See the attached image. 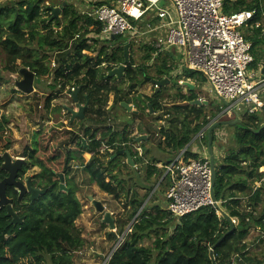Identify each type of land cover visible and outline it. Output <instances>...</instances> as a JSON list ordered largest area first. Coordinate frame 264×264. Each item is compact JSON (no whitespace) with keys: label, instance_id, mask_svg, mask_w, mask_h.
I'll list each match as a JSON object with an SVG mask.
<instances>
[{"label":"trees","instance_id":"1","mask_svg":"<svg viewBox=\"0 0 264 264\" xmlns=\"http://www.w3.org/2000/svg\"><path fill=\"white\" fill-rule=\"evenodd\" d=\"M46 1L34 0V2H29V7L26 10L23 8L20 10L0 9V56L1 52L5 55L3 70L16 73L19 68L28 67L36 73L38 78L42 79L46 75H51V68L44 62L47 58L40 56L37 51L44 49L47 44H50L49 48L51 49L58 47L62 50L67 46V40L69 42V39L78 33L88 32L89 26L95 23L93 19L88 17H83L85 18L83 21L82 15L71 3H67L63 7L65 2L61 4L62 19L51 20V10L45 4ZM114 1L116 0H105L96 5H111ZM41 6L43 7L42 13L47 15L46 18H43V14L40 13ZM242 9H257V15L249 24L254 26L260 13L264 12V0H226L225 13ZM53 24L62 27L61 35H59L60 40L64 42L54 40L49 43L43 31L49 30ZM263 29L262 24L259 27L254 26V35H245L246 39L252 42V51L256 45L264 46ZM97 31L100 32L99 29ZM122 37L116 36L113 42L128 43ZM84 41L81 43L82 46H85ZM34 44L37 45V49L32 47ZM129 44L130 50H132V43ZM124 47V45L117 46L112 55H108L104 48L103 53L109 62L117 66L125 62ZM147 48L148 53L145 55V61L142 64L134 66L137 63L132 56L130 57V63L122 81L125 80L138 87L143 84L142 76L149 75L146 62L150 61L156 51L153 46ZM170 63V61L163 60L157 69L158 76L151 78L162 80L167 76L171 79V72L177 66ZM255 63L256 65L260 63L257 56L251 65L252 69ZM107 68L110 71L114 66L107 65ZM56 71V76L53 73L55 76L53 78L54 86L64 84L66 80L68 82L71 79H76L77 83L75 82L73 87L81 86L82 88L79 94L80 102L83 104L87 99L89 100V107L86 112L88 115L92 106L96 104L98 110H102L100 104L102 96L99 94L110 91L107 84L111 79L106 78L107 74L99 76L97 71L91 70L88 72V76L84 75L77 78V75L81 73L80 68L76 70L72 68L70 73H66L67 70L65 71L61 67ZM184 75L187 78H193L196 76V71L186 67ZM164 91L165 88H161L159 92L151 96L139 94L137 98H132L140 111L139 115H134L138 117L144 111L150 110L149 105H152L154 111H163L165 108L163 103L165 100ZM188 91L190 94H185L179 89L175 95V103L179 99L181 102L188 103L175 107L182 109L190 107L192 113H195L199 120L202 118V107L190 104L198 99L196 90L188 89ZM82 93H84V101L81 99ZM166 111L168 115H175L176 113L177 118L184 117L179 125H176L173 120L174 130L169 131L161 128L165 143L175 156L185 149L196 134L212 119L190 122L188 120L190 114L187 112H172L170 109ZM78 120L81 121L79 118ZM131 122H128L122 133L123 141L118 138L120 134L115 133L109 137L108 144L131 141L127 137V128L130 127ZM8 123L9 119L2 115L0 117V155L8 151L14 142V132ZM262 124H264V112L245 116L241 124L234 126L236 129L233 135L234 146L227 147L223 156L215 154L217 178L214 192L217 201L221 202V207L231 217L238 219V224L235 225L232 232H229V221L220 216L212 206L202 207L179 218L173 216L167 208H162L159 204L150 207L146 205L139 213L138 219L136 218L127 239L117 247L107 264H264V260L258 261L247 252L249 248L247 240L251 231L258 227L264 231V204L261 211L255 214L244 205L242 198L251 194L252 187L248 186L249 180L253 183L262 181L261 187L249 197V201L252 203L250 205L256 210L259 207L258 201L264 190V173L260 172V169L264 167V128L260 130ZM80 127L77 126L76 129ZM215 130L212 132L214 153L217 149L221 151L223 146V139L216 135ZM90 133V129L85 131V135ZM107 135L108 133H104L105 138ZM205 139L207 142L208 135ZM102 144V140L93 139L90 147L86 148L83 138L75 134L73 130L55 124H48L37 132L33 147H26L24 156L31 161L32 165L42 169L40 177L46 176L48 178L50 187L48 184L47 187L50 188L49 193L52 199L40 200L43 201L40 206H36L40 201H35L32 206L30 204L28 208H23V204L17 200L18 191L14 186H8L7 195L14 199V210L17 212L21 210L19 215L25 216V221L22 224H14L13 218L7 214V207L0 208V264H74L75 252L85 246L84 238L75 227V221L82 213V204L76 196L78 189L75 187L73 179L68 185L69 191L59 192L58 174L69 175L71 163L78 160L82 165H85V169L96 181H99L105 172L113 177L112 168L117 166V162L115 159H110L109 166L104 165L105 163L97 155L103 146ZM148 151L146 150L144 153H148ZM184 153H186L187 158H199V154L192 152L191 146L186 148ZM138 155V152L132 153L135 167L142 160V156ZM87 160L89 161L86 162ZM1 163L2 158L0 157V166ZM99 170L105 172L100 174ZM161 172L162 169L155 164H148L145 177L150 181ZM0 175L4 176L1 169ZM100 185L106 191L108 190L106 184L101 183ZM148 189L151 187L149 186ZM147 197L148 194L139 196L138 192H131V202L136 205L132 216L136 215L138 210L142 208ZM110 237L114 238L111 235ZM152 237H154L153 247L142 244L144 240ZM221 238H223L222 241L218 243ZM212 250L213 254L211 253Z\"/></svg>","mask_w":264,"mask_h":264},{"label":"rangeland","instance_id":"2","mask_svg":"<svg viewBox=\"0 0 264 264\" xmlns=\"http://www.w3.org/2000/svg\"><path fill=\"white\" fill-rule=\"evenodd\" d=\"M103 1L105 0H47L45 4L48 3L49 6H61L63 2H65L66 4L71 3V5L82 15V20L84 21L85 18L83 17L86 16L82 14L83 9L87 8L88 6L94 7L97 3ZM11 2V0H0V5H7L11 7ZM160 5L173 12L175 16L177 15L175 6L173 5V2L171 0H164L160 3ZM42 9L43 7L41 6L40 13H42ZM59 19H62V15ZM257 19V22H261L264 28L263 12L260 13V16ZM61 32L62 31H58V28L52 27L50 30L44 31V34H46L49 43H51L54 40H60ZM243 32L245 35L253 36L254 26L248 25L247 27H244ZM83 34H85V32ZM83 34L82 36H84ZM128 38V36L122 37L124 41H128ZM153 40L154 34L143 35L142 37H138L135 40H130V42L132 43V50H129V54L136 61V65L142 64L143 61H145V55L148 53L147 47L153 45V43H151L153 42ZM59 42L64 41L60 40ZM75 42L77 45L75 44V47H73V49H70V53L71 57H75L72 63L73 70L80 68L81 73L77 75L78 77L82 76V74L88 76V72L91 70L97 71V74L99 76L108 74L109 70L107 68V64L113 65L114 68L118 67L119 65L116 66V64L109 62V59H106L105 54L103 53V49L105 48L107 50L108 55H112L117 46L126 45V43H120V41H116L114 43L113 40H100L95 42V40L92 39L91 43L88 45L85 44V46H82L81 41L79 40H76ZM259 45H256L252 52L255 57L257 56L259 58V61L261 63L264 61V46ZM49 46L50 44H47L44 49H39L40 51H37L40 56L49 58L52 56H56L61 50L58 47L51 49L49 48ZM32 47L37 49V45L35 44ZM62 55L66 54L60 55L59 53V58ZM4 57V53L1 52L0 112L1 116L5 115L9 119L8 126L14 132V142L8 151L15 159L17 157H25V148L33 147L37 132L48 124V113L45 112L44 108H39V105L44 104V100H46L48 97L47 95L45 96V98L40 97L36 94L29 95L18 90L16 80L21 78L19 70L23 67L19 68L18 72L16 73H9L3 70L5 66L3 62ZM184 57L185 56L183 50L180 49L172 48L165 53L157 52L156 50L153 53L150 61L146 62L147 73L149 75L142 76L144 82L141 86H133L132 84H130V82H127L125 80L122 81L124 77H122L121 79H118L116 76L110 77L111 80L107 84V87L110 88V91L107 93L101 92L99 94V96H102L100 103L102 106V110H98L97 104L92 106L85 125H91L92 123L97 122L96 119H100L101 121V117H98L97 114L104 116L106 120H108V122L105 125L103 124L100 126V135L102 134V132H106V125H113L114 129L121 133L128 125V122L132 121L130 127L127 128V135H129L132 143L130 148H133L134 151H137V149H135V146L142 144L143 154L140 155L138 151V156H142V160L139 161L137 167H132L128 163L125 155H118L114 157L117 162V166L112 168L113 177L112 175H109V173L99 170L100 174L105 172L103 177L99 181L94 180L90 172H88V170L86 169H83L79 163L73 162L71 164L70 176L75 181V187H77L78 189L76 196L82 204V213L76 219L75 227L77 228V231L80 233L82 238H84L85 240V246L74 254V264H107L111 252L118 243V240H121V243L125 242L128 234L131 232V227L136 221V218L138 219L137 214L141 210L140 208L137 214L132 216L136 205L131 202V192L136 191L139 193V196L148 194V197L146 198L143 206L147 205L148 207H150L152 205L159 204L162 208H167L166 193L170 184V178L167 175L166 166L169 163H166L165 161L166 154H168V152L166 150H163V148L161 147L164 142L162 141L161 128H165L169 131L174 130L173 120L176 125H179L184 118H177L176 113L175 115H168L166 110L169 109L172 112H187L188 114H190L188 120L190 122H197V116L195 113H192L193 111L190 110V107L188 109L175 107L178 105H186V103H188L181 102L180 99H176L178 102L175 103V95L177 94L179 89L182 90L185 94H190L187 85L180 83V80L182 79L179 78L183 76L171 74V82L162 87L165 88V100L163 101L165 108L163 111H154L152 107L150 108V110L144 111L143 114L137 117L133 114V112L127 111L123 106V103H125V101H133L132 97L137 98L141 93L148 96L153 95L156 90V85L151 81H146V78H156L158 76L157 69L161 66L160 64L163 60H167L168 62L170 61L172 64H175L177 66L176 68H178V64L181 61L183 62ZM57 62L59 63L58 60ZM50 63L51 61L48 62L47 60V65H49ZM260 63H258L257 65L255 63L252 70L261 72V67L259 65ZM56 68L57 67L51 66L52 73H55V76L57 73ZM55 76L54 74H51L42 77V79H44L43 82L41 84L35 83L36 87L45 91L48 90L50 93L55 94L54 106L60 104L62 107L64 106L75 108L76 104L74 103L71 95L68 94V90L71 89L72 85L74 86L73 82L75 81V79H71L68 82L66 80L64 84H58L57 86H53V88L51 87L50 89V84L52 83V81L54 84L53 78H55ZM185 77L186 76H184V78ZM191 80L193 81V84L195 86L196 94L198 96V100H200L201 106H198L197 104L195 105H197L198 107H202L203 109L202 118L198 120L199 122H202L207 118H212L211 123H213L215 120L229 121L232 120L233 117H235L234 114H222L224 108L226 107V103L220 98H215L210 94L211 86L202 73L196 72V76ZM182 81L186 82L188 80L183 79ZM81 99L83 101L85 100L84 93H82ZM196 100H194L193 102H195ZM206 101L208 103H206ZM112 102H114L115 107L109 108ZM190 104L193 105V103ZM131 106H133L134 109H138V106L136 107L134 104ZM56 108L57 107L54 108L52 115L54 116V121L58 123L57 119H59L60 115L63 114L64 108H60L59 110ZM245 116L247 115H242L241 120H243ZM207 126H204V128H206ZM234 126L220 125L217 127V129L215 128L216 130L214 129L217 136L223 139V146L221 148V151L218 149L216 151V154L218 156H223L225 154L224 152H226L227 147L234 146L235 143L233 135L236 130ZM83 131L82 128L79 129V133L82 135ZM143 132H145V134H148L149 136L151 135L152 138L147 139V141H142L144 139L141 138L140 135H143ZM87 140H89V138ZM202 142L204 145H207L206 139H203ZM146 150H149L148 153H144ZM114 151L115 148H111L109 150H105L104 152L102 151L98 153V156L105 163L104 165L106 167L109 166V160H113L112 154ZM89 160H87L86 162H88ZM158 160H160L161 162L156 166L161 168L162 172L148 181L145 177L147 165L155 164V162ZM39 172L40 168L32 165V163L30 162L27 175H33L36 173L38 174ZM101 183L108 186L107 191L101 187ZM149 186L151 187V189H148ZM90 196H93L95 199L100 200L106 206V210L110 211L113 214L116 222V233L118 234L119 238L116 239L110 237V235L112 236L111 229L108 224L103 223L102 221L104 213L97 211L96 207L90 200ZM49 197H45L43 201L47 200ZM43 201L38 202L36 206L42 205ZM26 203V208H28L30 204L32 206L31 200L30 204H28L29 200L26 201ZM263 204H260L261 208L263 207ZM261 208L258 209V212L261 211ZM22 211H24V209H22ZM258 228L259 230H255V233H253L251 239L248 240V242L250 244V256L255 257L259 261L264 260V231L260 227ZM153 241L154 237L147 238L142 242V244L145 246L153 247Z\"/></svg>","mask_w":264,"mask_h":264},{"label":"built area","instance_id":"3","mask_svg":"<svg viewBox=\"0 0 264 264\" xmlns=\"http://www.w3.org/2000/svg\"><path fill=\"white\" fill-rule=\"evenodd\" d=\"M163 1L116 0L111 5L89 7L82 14L95 21L104 41L114 40L113 36H128L130 43L143 35L154 34L151 43L157 52L165 53L172 48L183 50L185 67L202 73L211 86L210 94L226 103L222 114H234L233 118L241 119L242 115L262 112L264 74L252 70L255 61L252 43L243 32L257 15V9L225 13L226 0H171L177 12L175 16L160 5ZM260 25V22L255 24ZM82 34H76L71 42ZM259 65L262 68L261 63ZM45 105L44 101L39 108ZM213 123L198 133L199 139H205ZM138 151L141 155L140 148ZM183 156L182 152L166 166L170 178L167 209L180 218L212 206L222 216L213 200L210 155L197 159ZM217 202L221 206V202ZM233 220L236 223L237 220Z\"/></svg>","mask_w":264,"mask_h":264},{"label":"water","instance_id":"4","mask_svg":"<svg viewBox=\"0 0 264 264\" xmlns=\"http://www.w3.org/2000/svg\"><path fill=\"white\" fill-rule=\"evenodd\" d=\"M66 5L67 4L64 3L63 7H65ZM49 9L51 10V13H52L51 19H59L60 18V15L62 12V7L50 6ZM114 38H115V36H113V39ZM129 50H130V44L126 43V45L124 47L125 63H122L118 67L110 70L106 76L107 79L110 77H114V76H116L118 79H121L122 77H124L127 66L130 63ZM261 65H262L261 73L264 74V61L261 62ZM19 74H20L21 78L16 80L17 88H18V90H20L26 94H32L34 92V84L35 83L39 84L42 81V79L36 77L35 72L32 71L28 67L21 68L19 70ZM146 81H151L152 83H154L156 85V93H157L160 91V89L162 87H164L168 83H170L171 80L169 78H163L162 80H157V79H152L151 77H149V78H146ZM185 84L192 88L191 84H189L187 82ZM81 89H82L81 86H76L74 89L68 90V94L71 95L74 103L76 104V109L73 107H67L68 111L72 114V119H75L76 117H78L80 119H84L85 112L89 107L88 101L85 104H82L80 102L79 94L81 92ZM193 104H199L200 105V100H196L195 102H193ZM123 106L128 111L133 110L132 106L129 105L128 103H123ZM149 106H150V108H152V105H149ZM0 117H1V112H0ZM241 123H242V120L240 118H233L232 120H229V121H219L218 120V121L214 122L208 130V148H209V154H210L211 163H212L213 185H215V182H216L217 172H216V163H215V153H214V149H213L212 132L215 128H217L220 125L234 126L236 124H241ZM263 128H264V124L261 125L260 130ZM146 138H147L146 136H143V139H146ZM124 154L127 156L128 163L132 167H135V162H134V159L132 156V152L130 150H127V151L118 150L112 156V158L114 159V157H116L118 155H124ZM1 157L3 159V163H2L1 168L3 170L7 171L9 173V175L6 176L3 180H0V208L1 207H7V210H8L7 214H8V216L13 218V223L14 224H22L25 220V217L24 216L20 217L18 215V213L14 210V207H13L14 199L8 197L7 187L8 186H15L17 189H19L20 194H19L18 200L19 201L22 200L23 196L28 192V189H27L26 185L24 184V182L17 180V177H18L19 172L22 171L24 169V167L28 166V164H29L28 160L29 159L26 157H17L14 159L9 151H5ZM58 176L61 178L60 188L61 189H67L65 186V183H64V181H65L64 174L61 173V174H58ZM31 180H32V178L30 177L28 179L27 184L29 187V192L31 193L30 199H31V201H34L40 197L39 195L41 193H45L46 191H41L38 188H34L31 185ZM90 200L92 201L93 205L96 207L97 211L104 213V217H103L102 221H103V223H106L109 225V227L111 229L112 236L116 239L119 238L118 234L116 233V222H115V219L113 217V214L110 211L106 210V206L100 200L95 199L93 196H90ZM213 200L215 202V206L221 212L222 216L229 221V223H230V231L229 232H232L235 229L234 220L218 204L214 190H213ZM144 207L145 206H142L141 210ZM141 210L138 212L137 217H138L139 213L141 212ZM222 239L223 238H221L218 243H220L222 241ZM120 244H121V240H118V243L113 248L110 257L112 256V254L114 253V251L117 249V247ZM211 253L213 254V250ZM110 257H109V259H110Z\"/></svg>","mask_w":264,"mask_h":264},{"label":"flooded vegetation","instance_id":"5","mask_svg":"<svg viewBox=\"0 0 264 264\" xmlns=\"http://www.w3.org/2000/svg\"><path fill=\"white\" fill-rule=\"evenodd\" d=\"M108 65V64H107ZM51 86H50V89H51V87L53 88V86H54V84H53V81H52V83L50 84ZM60 86V85H59ZM54 95L55 94H53V93H50L49 91H48V93H47V102H46V105H45V107H44V110H45V112H47L48 113V117H49V119H48V124H55V125H57V126H59V127H62V128H68V129H71V130H73L74 132H75V134H78L80 137H82L83 138V142H84V145H85V147L86 148H89L90 147V144H91V142L93 141V139H96V140H102V142H103V146H102V148L98 151V153L99 152H104L105 150H109V149H114L115 148V151L113 152V154H112V156L118 151V150H124V151H127V150H130L132 153H135V152H138V146L136 145L135 146V149H137V151L135 150H133V148H130L131 147V141H128V142H118V143H114V144H108V139H109V137H111V136H113V134H115V133H118V134H120L119 136H118V138H119V140H123L124 139V137L122 136V133H123V131L120 133V132H118L117 130H115L114 129V126L113 125H106V132H102V134H100L99 135V131H100V126L101 125H105L107 122H108V120H106V118L104 117V116H101L100 114H97L98 115V117L100 116L101 117V121H100V119H96V121L97 122H95V123H92L91 125H85V122L87 121V117L89 116L86 112H87V110H86V112H85V117H84V119H81V121L80 120H78V117H76L75 119H72V114L68 111V109H67V107H62L60 104H57V106H54ZM51 98H53V99H51ZM89 102V100L87 99L83 104H85L86 102ZM55 107H57L56 109H60V108H64L63 109V114L62 115H60V117H59V119H57L58 120V123L57 122H55L54 121V116L52 115V112L54 111V108ZM110 107H115V104H114V102H112V104H110V106H109V108ZM75 109H76V106H75ZM127 110V109H126ZM113 112V111H112ZM130 112H133V114H136V115H139V110L138 109H133L132 111H130ZM80 119V118H79ZM47 124V125H48ZM77 126H81L79 129H81L82 128V131H83V135L82 134H80L79 133V129L77 128L76 129V127ZM95 126V127H94ZM87 129H90V131H91V133L90 134H88V135H85V131L87 130ZM104 133H108V135H107V137L105 138L104 137ZM92 136H94L95 138H93ZM127 137L130 139V137H129V135H127ZM140 137H143V136H140ZM147 138L146 139H144V140H142V141H147V139H150V138H152V136L150 135V137L149 136H146ZM89 138V140H87ZM135 145V144H134ZM120 146H122V148H120ZM98 153H97V155H98ZM3 154V153H2ZM2 154L0 155V157L2 156ZM143 154V153H142ZM125 155V154H124ZM126 156V155H125ZM91 157H92V155H91ZM2 158V157H1ZM126 158H127V156H126ZM91 159V158H90ZM128 160V159H127ZM28 162H29V164H28V166H26V167H24V169L22 170V171H20L19 172V174H18V177H17V180H20V181H22V182H24V184L26 185V187H27V189H28V192L23 196V198H22V200L21 201H19L18 199V201L19 202H21V204H23V206L26 208V201H28L29 200V203L28 204H30V198H31V193L29 192V187H28V184H27V182H28V179L31 177L32 178V180H31V185L34 187V188H38V189H40L41 191H46L45 193H41L39 196V198L38 199H36V200H34V202L35 201H40V200H44L43 199V197H49L48 199H52L51 198V195H50V193H49V187H50V185L48 184V178L45 176L44 178L43 177H40L39 175L42 173V169L40 168V172L37 174H33V175H27V171H28V169H29V165H30V160H28ZM74 163L75 162H77V163H79L81 166H82V168L83 169H85V165H82V163L80 162V161H73ZM72 162V163H73ZM2 163H3V159H2ZM2 163H1V166H2ZM71 163V164H72ZM1 166H0V169L3 171V173H4V176L2 177L1 175H0V180H3L6 176H8L9 175V173L7 172V171H5V170H3L2 168H1ZM25 169H26V171H25ZM64 177H65V181H64V183H65V186H66V188L67 189H61L60 188V184H61V178L58 176V178H59V181H58V190H59V192L60 191H69V187H68V185L70 184V180L71 179H73L71 176H70V174L69 175H66V174H64ZM47 184L49 185V187H47ZM74 184H75V181H74ZM8 188V187H7ZM14 188L18 191V197H19V194H20V190L19 189H17L15 186H14ZM47 199V200H48ZM46 200V201H47ZM32 203H33V201H32ZM14 204V203H13ZM23 207V208H24ZM17 212V211H16ZM19 212H21V210H19L17 213H18V215H19ZM20 216V215H19ZM20 217H22V216H20ZM25 217V216H24ZM25 221V220H24Z\"/></svg>","mask_w":264,"mask_h":264},{"label":"crops","instance_id":"6","mask_svg":"<svg viewBox=\"0 0 264 264\" xmlns=\"http://www.w3.org/2000/svg\"><path fill=\"white\" fill-rule=\"evenodd\" d=\"M12 2H11V4H12V6L11 7H9V6H7V5H0V9H3V10H7V9H9V8H13V9H15V10H20L21 8H23V9H27L28 7H29V2H34V0H11ZM88 1V0H87ZM23 4V6L21 7V5ZM46 5H48L49 6V4L47 3ZM50 6H55V7H62V6H58V5H50ZM49 6V7H50ZM63 6H64V4H63ZM49 7H48V9H49ZM89 8V6L87 7V8H85V9H88ZM85 9H83V11L85 10ZM82 11V10H81ZM82 11V12H83ZM42 14H44V13H42ZM61 15H62V12H61ZM61 15H60V17H61ZM43 16V18H46L47 17V15H42ZM51 18H52V13H51ZM51 20H54V19H51ZM261 23V22H260ZM256 24V23H255ZM92 25H94V27H93V29L92 28H88V32H85V34H84V36H82V38H79V39H77V40H79V41H81V43L84 41L85 42V44H90L91 43V40L93 39V40H95V42L96 41H100V40H102L101 39V37L99 36L100 35V32L98 33V29H97V24L95 25L94 23L92 24ZM252 26V25H251ZM255 26V25H254ZM52 27H54V28H58V31H62V27H56L54 24L49 28V30L52 28ZM44 31H48V30H44ZM43 31V32H44ZM73 39V37L72 38H70L69 40V42H68V40H67V46H66V48H64V49H62V50H60L59 52H58V54L60 53V55L61 54H66V55H62L60 58H59V56H58V54L56 55V56H52V57H47V59H45L44 60V62L45 63H47V60H48V62L49 61H51V63L48 65L50 68H51V66H55V67H57L56 68V70L58 69V68H60L61 67V69H64L65 71H66V73H70L71 71H72V63H73V60L75 59V57H71V53H70V49H73V47H75V44H76V40H74L73 42H71V40ZM251 42V41H250ZM115 43V42H114ZM252 43V42H251ZM77 45V44H76ZM131 57V56H130ZM57 60L59 61V63L57 62ZM107 63V62H106ZM125 63V62H124ZM122 64V63H121ZM105 65V64H104ZM120 65V64H119ZM118 66V65H117ZM135 66H136V64H135ZM185 63H184V60H183V62L181 61L179 64H178V68H176L174 71H172L171 72V74H175V75H178V76H183L182 78H180V79H186V80H188V81H186L187 83H189V84H191L192 85V88L191 87H189L188 85H187V88L189 89V90H196L195 89V86H194V84H193V81L191 80L192 78H187V77H185L184 78V70H185ZM51 71H52V69H51ZM109 73V72H108ZM53 74V73H52ZM85 74H82V76H80V77H78V78H81V77H83ZM107 76V75H106ZM164 78H169L170 79V77H167V76H165ZM194 78V77H193ZM43 80L44 79H42V81H41V83L43 82ZM171 80V79H170ZM182 80H180V81H182ZM75 81H76V79H75ZM74 81V82H75ZM191 81V82H190ZM73 82V84H75ZM171 82V81H170ZM185 81H183V84H185L186 83ZM41 83H39V84H41ZM37 84V83H36ZM72 87H73V85H72ZM71 87V88H72ZM47 93H48V90L47 91H45V90H42V89H39V88H37L36 87V85L34 84V92L32 93V95H38V96H40V97H44L45 98V96L47 95ZM155 93H156V90H155ZM142 94V93H141ZM30 95V94H29ZM146 95V94H145ZM139 96V95H138ZM148 96V95H147ZM132 98H134V97H132ZM198 100V99H197ZM44 101H46V100H44ZM125 103H128V102H125ZM191 103H193V102H191ZM206 103H208L207 101H206ZM129 105H135L136 107L138 106L137 104H136V102L134 101V99H133V101H131V102H129L128 103ZM198 106H201V105H199V104H197ZM132 108H133V106H132ZM134 109V108H133ZM128 111V110H127ZM130 112V111H129ZM262 112H264V110L262 111ZM259 113H261V112H259ZM211 123V122H210ZM207 126V125H206ZM204 129V128H203ZM149 136L148 134H145V132H143V135L141 134L140 136ZM198 135V134H197ZM195 136L194 138H193V140L191 141V143L186 147V148H188L189 146H191V148H192V152L193 153H195V154H199V157H201V156H205L206 154H209V148H208V141H207V145H204L203 144V142H202V140L201 139H199V137L198 136ZM208 135V134H207ZM217 135V134H216ZM150 137V136H149ZM141 138H143V137H141ZM162 141H164L163 142V144L161 145V147L163 148V150H166L167 152H168V154H166V158H165V161H166V163H169V162H171L173 159H176L179 155H181L182 154V152H183V154H184V156H183V158L184 159H191V157H188L187 158V156H186V153H184L185 152V149H183V150H181L180 152H179V154H177L176 156L175 155H173L172 153H171V149L169 148V147H167V145H166V143H165V137L164 136H162ZM162 143V142H161ZM160 143V144H161ZM141 149V151H142V153H143V145L141 144V145H138V148L137 149ZM166 152V153H167ZM225 153V152H224ZM215 154H216V152H215ZM172 155H173V157H172ZM210 155V154H209ZM163 159V158H162ZM167 159V160H166ZM161 161L160 160H158V161H156L155 162V165H158L159 163H160ZM263 172L264 173V167H262L261 169H260V172ZM251 186L252 187V191H251V194L250 195H247V196H244V197H242L243 199H244V205L250 210V211H253V212H255V214L258 212V209L259 208H261V206H260V204H263V202H264V190L262 191V194H261V196H260V198H259V207L257 208V210L255 209V208H253V206H251L250 204H252L251 203V201H249V197L258 189V188H260L261 187V185H262V181H257V182H255V183H253V182H251V180H249L248 181V186ZM257 202V203H258ZM263 206V205H262ZM262 209V208H261ZM260 209V210H261ZM259 210V211H260ZM234 219V218H233ZM237 221H236V223H235V225H237V223H238V219L237 218H235ZM255 230H259V228H254L253 230H252V232L250 233V235L248 236V240H250L251 239V237H252V235H253V233H255ZM248 240H247V242H248ZM248 245L250 246V244H249V242H248ZM249 250H250V247L247 249V252H249ZM249 255H250V252H249ZM241 260H242V258H241Z\"/></svg>","mask_w":264,"mask_h":264}]
</instances>
